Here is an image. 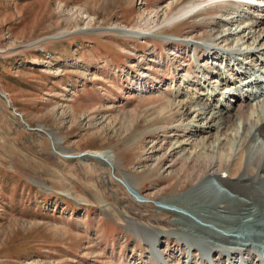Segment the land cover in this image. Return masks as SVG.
Segmentation results:
<instances>
[{"label":"rangeland","instance_id":"obj_1","mask_svg":"<svg viewBox=\"0 0 264 264\" xmlns=\"http://www.w3.org/2000/svg\"><path fill=\"white\" fill-rule=\"evenodd\" d=\"M249 9L239 0H0V264H202L182 236L225 243L233 228L244 233L238 244L263 248L264 223L219 215L218 203L240 206L201 191L222 168L242 175L245 162L234 154L219 167L193 158L199 142L179 146L212 133L191 132L183 94L195 92L200 66L214 71L231 48L250 47ZM231 27L239 34L207 60L205 45ZM101 151L114 162L91 155ZM150 231L160 233V258Z\"/></svg>","mask_w":264,"mask_h":264},{"label":"bare ground","instance_id":"obj_2","mask_svg":"<svg viewBox=\"0 0 264 264\" xmlns=\"http://www.w3.org/2000/svg\"><path fill=\"white\" fill-rule=\"evenodd\" d=\"M239 1L250 5V11H244L243 17L241 16L243 30H248L250 34L252 41L250 47L244 51L231 48L230 54L227 53L224 58L221 55L225 66L219 67V69L213 66L216 68L214 71H210V67L206 65L200 66L201 77L194 84L195 92L186 91L183 94L187 96L186 99L189 98L192 102L188 108L194 114L192 123H190L191 132L195 129V132H200L201 134H199L202 135L204 132L212 131V133H218V137L214 140L212 139L213 135L211 136L212 133L203 134L201 138L183 139L179 141V146L186 150L185 145L199 142L205 148L202 152L195 153L193 158L198 156L202 158L203 163L208 158L212 164L217 163L218 160L219 167H223L224 158H230L234 154L236 155V164L243 165L245 162L247 168L242 175L232 176L230 170L222 172L224 169L222 168L213 173L217 182L216 185L213 184V189L208 187L209 184L201 186V191L203 190L205 193L215 190L237 202L240 210H232L226 206L222 207V210L219 203L214 207L219 215L240 213L243 226V224L260 225L264 223V28H262L264 20L259 22L258 17H254V13L258 9L264 13V4H261L264 0ZM192 11L194 9H189L186 15ZM239 32V29L231 27L230 33L228 35L221 33L220 36H217L214 44L210 45L211 47L205 45V48L209 50L205 58L208 60V58L218 55L222 49L220 42L230 39L233 35H238ZM243 38L241 37V40ZM210 72H213L211 77L209 76ZM220 85L224 86V91ZM233 101L234 103H232ZM252 102L256 103L251 104ZM246 143L247 145L244 146ZM91 155L111 163L115 158L111 151H101L99 154L101 157ZM224 173H228V180ZM231 177L236 178L229 180ZM134 183L133 179L130 180L131 185ZM203 227L208 229V232L216 234L214 229L209 231L210 227ZM241 231L235 228L231 229L232 235L222 236V241L225 243L210 242L205 238L202 240V237H195V235L192 237L184 235L182 239L189 243L190 251L197 249L200 252L202 264H264V246L258 248L247 240L244 241V247L240 243L238 244L241 238L238 234L243 233ZM159 234L151 231L146 234L151 251L157 258H160L158 246L161 240ZM231 241L236 245L230 244ZM213 251L217 252L212 254ZM209 256L211 261H209Z\"/></svg>","mask_w":264,"mask_h":264}]
</instances>
